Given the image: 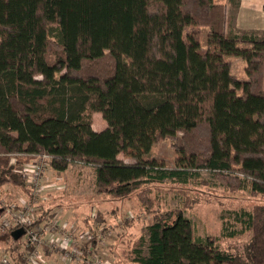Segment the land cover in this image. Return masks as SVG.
Returning <instances> with one entry per match:
<instances>
[{"label":"trees","instance_id":"16d2710c","mask_svg":"<svg viewBox=\"0 0 264 264\" xmlns=\"http://www.w3.org/2000/svg\"><path fill=\"white\" fill-rule=\"evenodd\" d=\"M233 19L220 0H0V186H25L17 165L48 153L60 170L92 165L97 191L119 198L149 202L154 184L205 183V169L264 194V35ZM162 137L173 165L148 154ZM247 217V241L230 248L197 235L182 208L156 212L133 260L264 264V204Z\"/></svg>","mask_w":264,"mask_h":264},{"label":"rangeland","instance_id":"374dc122","mask_svg":"<svg viewBox=\"0 0 264 264\" xmlns=\"http://www.w3.org/2000/svg\"><path fill=\"white\" fill-rule=\"evenodd\" d=\"M220 1L228 2V9L234 17L236 26V3H230L229 0ZM207 31V26H203L201 36L204 42ZM257 32L264 35V29ZM240 45L249 46L243 43ZM230 59L232 73L238 77L246 76L245 59L240 56H231ZM95 121L98 124L97 120ZM148 154L164 160L168 165H173L177 157L172 141L164 137L152 146ZM124 156L132 158L129 155ZM45 160H43L44 170L37 184L30 176H26L25 186L0 187V211L8 205H15V210L19 208L28 210L31 207L32 218L36 219L31 227H41L37 229L46 238L44 242L49 248L45 254L54 253L51 256L45 254L36 256V253L33 255L34 251L24 244L23 236L19 239L21 243L11 237L10 230L13 226L12 228L0 226V264H31L36 261L37 264H137L133 260L137 240L142 235L148 236L147 226L152 222L156 212L171 208H182L185 211V214L192 219L197 235L217 236L223 246L235 248L241 246L249 237V231L244 227L243 221L248 218L247 212L255 204H264V194L231 188L226 180H219L212 171L206 169L201 171L202 180L207 181L205 183H197L195 180L189 184H180L168 180L151 187L146 195L149 202H145L140 195L133 193L129 198L121 199L122 203H118L114 201L119 200L114 195L96 191L93 170L82 166L87 178V182L83 183L85 185L83 194H91L94 191L100 194L99 213H91L90 198L77 196L73 189L70 191V178L66 180L59 172L55 174L49 172L51 167L60 169L52 166L48 159ZM23 166L24 163L17 165V169L20 170ZM74 180L76 179L72 178V181ZM69 191L71 196L68 195ZM58 197H63L62 203L57 202ZM77 200L84 201L82 204L88 205L80 207V204L76 206L77 208H72V211L78 214L77 218L72 219L70 226L46 216L37 222L46 210L50 211L54 208L51 205L61 203L71 208L75 206L73 204ZM13 217L15 219L16 215ZM230 232L234 234L230 235ZM65 234L70 236L67 243L63 238ZM145 250H147L146 246ZM29 256H33L36 261Z\"/></svg>","mask_w":264,"mask_h":264},{"label":"crops","instance_id":"0c3cea01","mask_svg":"<svg viewBox=\"0 0 264 264\" xmlns=\"http://www.w3.org/2000/svg\"><path fill=\"white\" fill-rule=\"evenodd\" d=\"M235 24L240 29H247V30L264 29V0H240L239 4L236 7ZM93 117H94V122H93L94 129L101 130L107 126L108 124L107 120L104 118L101 112L99 111L94 112ZM95 120H97L98 124H96ZM124 155L125 154L121 152L119 154V157L123 158L126 161L133 160L132 158H126ZM82 166L90 167L93 170L94 181L96 182V171L94 167L90 164H85V163L78 162V161L71 162L70 165L66 169H63V170H56L53 167H51V169H49V172H52L54 174L59 172L61 173L60 175L63 176L66 180L70 178V182H69L70 191L71 189H73L77 193V196L79 197H89L90 200L92 201L91 213L95 212L96 214H98L99 213L98 203L100 202L98 197L100 194L96 192L97 190L91 194L90 193L83 194V191L85 190V185H83V183L87 182V178H86V175L83 173V169L81 168ZM72 178L76 180L72 181ZM9 185L15 186L12 183H6V184L1 185L0 187H5V186L9 187ZM68 195L71 196V192L68 193ZM62 199L63 197H58L56 200L58 203L59 202L62 203ZM116 199H119V200H114V201H118V203H122L120 201H122L123 198L117 197ZM101 201L104 202L103 199H101ZM82 202L84 201L77 200L76 203L73 204L75 206H72L71 208L63 204L61 205V203L60 205H51V207H54V208H51L50 211H48L46 218H51V220L55 219L56 221L60 223L62 222L65 225L70 226L72 224V219L77 218V214H78L72 211V208L74 207L77 208L76 206H79L80 204H81L80 207H85L88 205L87 203L82 204ZM73 227L75 226L73 225ZM45 241H46V238H45ZM41 247L42 248L40 251H41V255L43 256V254H45V252L49 248L45 242L42 244ZM52 253L50 255L45 254V256H51L53 255ZM31 264H37V261Z\"/></svg>","mask_w":264,"mask_h":264},{"label":"built area","instance_id":"2783aa9c","mask_svg":"<svg viewBox=\"0 0 264 264\" xmlns=\"http://www.w3.org/2000/svg\"><path fill=\"white\" fill-rule=\"evenodd\" d=\"M50 158L51 156L48 153L40 154L34 160L24 163V166L22 169H20V171L24 174L25 177L30 176V178L37 184V181L40 180L41 174L44 170L45 163H43V160L46 159L45 161H47L48 159V162H50ZM14 208L15 205H8L0 211V226H13V228H11L14 229V231L21 228L24 229V233L22 234L23 239L25 238L24 244L26 246H29L30 249L34 251L33 255H35L36 253V256H40V246L45 241V238L42 235L41 231L37 229L41 228L40 226H37V228L31 227L32 223L35 222L34 220H36L32 218L33 211L30 212L32 208L29 207L28 210L24 208L15 210ZM14 215H16L15 219L13 217ZM63 238L65 239V241L67 240L66 243L70 240V236L68 234H65V237ZM29 257L32 260H36L33 256Z\"/></svg>","mask_w":264,"mask_h":264},{"label":"water","instance_id":"95a60500","mask_svg":"<svg viewBox=\"0 0 264 264\" xmlns=\"http://www.w3.org/2000/svg\"><path fill=\"white\" fill-rule=\"evenodd\" d=\"M23 233H24V229L21 228V229L15 230L14 235L16 238H18V237L22 236Z\"/></svg>","mask_w":264,"mask_h":264}]
</instances>
